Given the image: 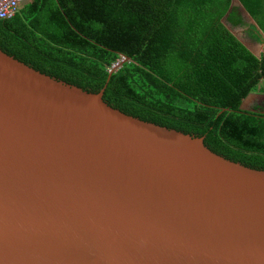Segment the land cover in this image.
<instances>
[{"label":"water","instance_id":"95a60500","mask_svg":"<svg viewBox=\"0 0 264 264\" xmlns=\"http://www.w3.org/2000/svg\"><path fill=\"white\" fill-rule=\"evenodd\" d=\"M235 2L221 22L258 56L227 22ZM105 86L0 49V264H264V169L111 106Z\"/></svg>","mask_w":264,"mask_h":264},{"label":"trees","instance_id":"16d2710c","mask_svg":"<svg viewBox=\"0 0 264 264\" xmlns=\"http://www.w3.org/2000/svg\"><path fill=\"white\" fill-rule=\"evenodd\" d=\"M264 42V0H239ZM231 0H29L0 18V49L126 113L204 136L213 151L264 169V112L240 109L264 92V50L221 22ZM231 26L242 24L235 6ZM263 35V38L261 37ZM118 66L111 69L112 64Z\"/></svg>","mask_w":264,"mask_h":264},{"label":"flooded vegetation","instance_id":"af4514ba","mask_svg":"<svg viewBox=\"0 0 264 264\" xmlns=\"http://www.w3.org/2000/svg\"><path fill=\"white\" fill-rule=\"evenodd\" d=\"M237 1L238 2H235L233 6H235L236 13H238L240 18L242 19V24L233 26L232 28L237 33V35L239 37H241L242 39H244V40L246 39L252 43L257 44L258 49H256V48L255 49L257 50V52L260 55V53H262L264 50V42L256 41V39L252 38L251 36H249L246 33L247 27H249L251 25H253L257 29L258 28L257 23L254 20V18L250 15V13L247 11V9L242 5V3L239 0H237ZM242 7H244L245 10H242ZM249 16L252 18L251 20L249 19ZM257 31L259 32L258 29H257ZM259 34H260V32H259ZM261 37L263 38V35H261ZM262 83H264V81L261 82V84L258 86L259 89L262 87ZM260 90L250 92L243 99V101L241 102V106L244 107L243 109L254 110V111L255 110H258V111L261 110L262 112H264V92H262ZM249 96L251 97L252 101L248 105H245V99Z\"/></svg>","mask_w":264,"mask_h":264},{"label":"built area","instance_id":"2783aa9c","mask_svg":"<svg viewBox=\"0 0 264 264\" xmlns=\"http://www.w3.org/2000/svg\"><path fill=\"white\" fill-rule=\"evenodd\" d=\"M29 0H0V18H11L17 12L20 4ZM118 66V62L112 64L111 69Z\"/></svg>","mask_w":264,"mask_h":264},{"label":"rangeland","instance_id":"374dc122","mask_svg":"<svg viewBox=\"0 0 264 264\" xmlns=\"http://www.w3.org/2000/svg\"><path fill=\"white\" fill-rule=\"evenodd\" d=\"M251 101H252V100H251V97H250V96L247 97V98L245 99V105H248Z\"/></svg>","mask_w":264,"mask_h":264}]
</instances>
